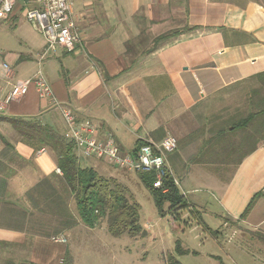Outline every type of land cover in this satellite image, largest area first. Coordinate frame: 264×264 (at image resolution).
<instances>
[{
	"label": "crops",
	"instance_id": "1",
	"mask_svg": "<svg viewBox=\"0 0 264 264\" xmlns=\"http://www.w3.org/2000/svg\"><path fill=\"white\" fill-rule=\"evenodd\" d=\"M72 3L82 49L58 48L40 66L45 44L32 46L30 62L0 60V70L9 66L12 83L20 84L41 68L57 100L79 121L94 123L98 138H111L123 154L140 142L175 137L178 149L167 161L189 205L184 231H202L211 256L223 246L221 237L230 236L232 262L243 264V246L264 242V141L250 151L263 120L244 130L233 125L264 109L258 79L264 74V0ZM1 88L10 89L2 80ZM11 118L66 132L62 112L34 86L0 114V264H64L65 246L72 239L93 241L96 227L80 221L56 154L23 137ZM82 164L127 188L135 181L132 172L105 160L82 158ZM57 235L67 243L53 241Z\"/></svg>",
	"mask_w": 264,
	"mask_h": 264
},
{
	"label": "rangeland",
	"instance_id": "2",
	"mask_svg": "<svg viewBox=\"0 0 264 264\" xmlns=\"http://www.w3.org/2000/svg\"><path fill=\"white\" fill-rule=\"evenodd\" d=\"M23 9V0H17L12 17L0 21V60L6 59L11 62L22 56V60L30 62L27 59L31 55L32 46L39 47L42 44L46 46L44 36L27 21ZM52 55L53 53L48 54L46 59ZM28 66L30 69L36 68L34 64ZM16 67L14 66L13 70L17 72ZM82 167L84 168L85 165L82 164ZM100 174L108 176L102 172ZM133 174L135 181H132L131 185H126L135 201L141 205L140 223L142 226L146 225L150 236L114 237L108 231L107 218H103L98 222L96 230L91 232L94 242L84 239L78 242L72 239L71 243L65 246L64 264H170V254L174 255L181 264H221L215 256H219L227 264H234L229 248L235 242L229 243L230 236L221 237L223 246L218 247V251L213 253L215 256H211L208 249L202 245L204 237L201 234L204 233L184 231L186 225L184 221H175L169 215L161 216L151 195L136 174ZM167 210L168 206H165L164 211ZM186 243H189L191 246L188 247L197 253L178 255L176 249L179 246L186 248ZM243 249L244 252L241 254L244 258L243 264H264V242L261 243L260 248H257V245H244Z\"/></svg>",
	"mask_w": 264,
	"mask_h": 264
},
{
	"label": "built area",
	"instance_id": "3",
	"mask_svg": "<svg viewBox=\"0 0 264 264\" xmlns=\"http://www.w3.org/2000/svg\"><path fill=\"white\" fill-rule=\"evenodd\" d=\"M16 5L17 0H0V21L9 20ZM23 6L27 21L46 40L44 51L38 55L40 66L47 55L55 54L58 48L68 52H76L83 48L72 0H23ZM13 78L14 73L11 68L4 65L0 70V81H4L10 89H0V114H3L12 102L25 97L34 86L43 100L62 112L66 125L65 138L75 145L79 159L105 160L115 169L136 174L155 172L156 189L163 188L164 180L168 175L173 176L167 155L178 149V140L172 135L165 137L161 143L147 141L136 152L123 154L111 138L105 140L98 138V128L94 123L89 120L79 121L71 109L57 100L41 68L31 79L23 83L13 84ZM57 171L62 175L60 169ZM53 241L67 243L63 235L53 237Z\"/></svg>",
	"mask_w": 264,
	"mask_h": 264
},
{
	"label": "trees",
	"instance_id": "4",
	"mask_svg": "<svg viewBox=\"0 0 264 264\" xmlns=\"http://www.w3.org/2000/svg\"><path fill=\"white\" fill-rule=\"evenodd\" d=\"M258 79H261L262 88H264V74L258 76ZM255 94L259 95V92ZM259 102L264 104V97H259ZM260 119L263 123H259L254 128L252 137L256 139V143L251 152L256 150L258 143L264 141V135L260 136L261 130L264 129V109H257L256 112L243 117L233 125L234 130H244ZM8 122L23 137L34 140L38 148L45 147L56 154L57 165L73 195L77 215L85 226L95 228L101 219L107 218L108 231L114 237L128 235L131 238H137L146 235L140 223L141 205L135 201L131 191L114 178L104 177L93 168H83L76 154L75 145L69 142L65 135L42 125L36 119L23 121L11 118ZM144 144L145 142H140L136 151ZM136 176L151 195L160 215H169L173 220L182 222L183 214L189 205L174 177L168 175L164 180L163 188L156 189L154 187L155 172L136 174ZM253 202L244 215L250 210ZM165 206H168L167 212L164 211ZM176 251L178 255L190 253L181 246ZM169 262L181 264L174 255L170 256ZM220 263L225 264L221 260Z\"/></svg>",
	"mask_w": 264,
	"mask_h": 264
}]
</instances>
